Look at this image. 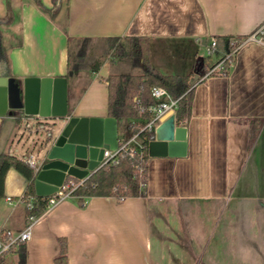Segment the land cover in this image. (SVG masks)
Returning a JSON list of instances; mask_svg holds the SVG:
<instances>
[{
    "label": "crops",
    "instance_id": "crops-1",
    "mask_svg": "<svg viewBox=\"0 0 264 264\" xmlns=\"http://www.w3.org/2000/svg\"><path fill=\"white\" fill-rule=\"evenodd\" d=\"M263 21L264 0H0V30L13 75L7 78L13 84L30 75L67 80L66 95L63 82L52 85L51 113L110 116L109 77L140 72L111 50L97 58L111 37L147 36L155 68L195 80L190 117L176 116L187 128L186 153L148 154L142 195H94L79 205L71 194L38 216L24 249L0 264H55L59 237L67 239L68 264H264V122L253 133L256 121H264V38L240 46L226 74L197 80L195 73L199 59L209 56L215 63L229 39ZM211 38L218 46L207 55ZM80 42L89 59L101 64L70 74L69 46L74 51ZM24 120L30 131V121H37L40 146L62 122L26 115L23 107L0 115V152L23 160L33 154L38 164L41 156L25 155L23 134L18 138ZM117 121L119 138L127 127L126 119ZM28 183L11 167L4 197L27 193ZM4 197L0 228L25 229L28 209Z\"/></svg>",
    "mask_w": 264,
    "mask_h": 264
},
{
    "label": "trees",
    "instance_id": "trees-1",
    "mask_svg": "<svg viewBox=\"0 0 264 264\" xmlns=\"http://www.w3.org/2000/svg\"><path fill=\"white\" fill-rule=\"evenodd\" d=\"M41 3V0H35ZM56 2V0H54ZM7 10H10L7 4ZM10 13V11H9ZM113 40H120L115 46V55L126 57L132 64L139 68V74L117 73L112 74L108 81V113L117 119H126V127L132 125L128 119L132 117H142L146 119L149 113L140 112V107H147L153 102L151 87L155 84L165 87L174 97H179V105L176 110L178 120H185L190 117L193 99V83L195 80L189 75L165 74L155 68L149 57V38L147 36L128 35L125 37H111ZM74 37L68 38V43ZM89 53L85 49V43L80 42L79 48L75 51L70 50L68 54L69 70H75L90 66L98 68L101 64L99 60L89 59ZM210 63L209 56L197 61L195 73L199 80L207 71ZM11 63L7 50L4 46L3 35L0 30V77H12ZM16 81H18L16 79ZM262 119L256 121L253 133L263 124ZM154 133H147L146 145L154 139ZM134 159L130 156H120L118 163L106 162L97 167L83 183L78 185L73 194L77 196L79 205H83L85 199L94 195H113L121 199L128 196H139L141 191L140 176L135 168ZM146 166V165H145ZM18 170L29 183L26 192L35 196V206L28 210V215L40 216L46 210L48 196H39L34 189V168L26 160L20 159L15 155L0 152V200L5 196V177L11 168ZM147 179V168L145 169ZM60 250L54 258L55 264H68V242L65 237H59ZM24 245L20 246V250Z\"/></svg>",
    "mask_w": 264,
    "mask_h": 264
},
{
    "label": "water",
    "instance_id": "water-1",
    "mask_svg": "<svg viewBox=\"0 0 264 264\" xmlns=\"http://www.w3.org/2000/svg\"><path fill=\"white\" fill-rule=\"evenodd\" d=\"M57 81L64 83L66 95L65 77L30 75L15 84L7 77H0V115L5 114L8 107H23L26 115L52 116L56 124L62 122L59 131L43 141L40 161L34 168L35 192L39 196L53 194L66 176L88 177L103 160L104 150L118 146V119L114 116H67L66 110L51 113V90ZM186 147L187 128L177 124L176 115L172 113L157 125L154 139L148 143V154L184 155Z\"/></svg>",
    "mask_w": 264,
    "mask_h": 264
},
{
    "label": "built area",
    "instance_id": "built-area-1",
    "mask_svg": "<svg viewBox=\"0 0 264 264\" xmlns=\"http://www.w3.org/2000/svg\"><path fill=\"white\" fill-rule=\"evenodd\" d=\"M262 38H264V21L253 32L229 39L227 49L215 63L208 66L203 77L226 74L228 69L233 65V57L240 46L250 40H261ZM217 46V39L211 38L206 45L207 55H212ZM151 96L153 102L147 107H140V112L146 111L149 113V117L140 123H132V125L127 127V132L118 139L117 148H106L104 150L103 160L100 161L98 165L99 167L106 162H111L113 164L118 163L120 156H130L135 160V168L138 174L142 176L140 182L141 189L145 188L147 183L145 178V165L148 158V147L145 143L147 133H154L155 135V129L164 115L176 113L179 105V97H174L165 87L158 84L151 87ZM26 161L31 167L36 168L37 164L35 163L33 154H31ZM84 179L85 178L78 179L71 176L70 179L65 180L53 194L48 196L46 210L73 194L74 189L83 183ZM4 198L8 204L13 206L23 204L28 210H31L35 206V196L32 194L23 193L18 196L8 195ZM37 217V215L29 214L28 224L25 229L21 231H14L9 227L0 228V259L14 252L31 239V224Z\"/></svg>",
    "mask_w": 264,
    "mask_h": 264
},
{
    "label": "rangeland",
    "instance_id": "rangeland-1",
    "mask_svg": "<svg viewBox=\"0 0 264 264\" xmlns=\"http://www.w3.org/2000/svg\"><path fill=\"white\" fill-rule=\"evenodd\" d=\"M120 40H113L110 39V42L107 43L106 48H104L105 50L96 52L98 53V57H106L109 53L110 50L112 51V56H116L115 55V46L117 43H120ZM79 48V45L74 48V51L77 50ZM92 60L93 58L90 57ZM27 122L28 120H24L21 124V126L19 127V137H21V135L23 134L24 138L21 140V142L24 144V154L28 156L29 153H34L35 155V159L38 160L39 156H40V150H41V146L39 145L40 143V135L36 133V126H37V121L36 120H31L30 121V127H32V131H30V128L27 127Z\"/></svg>",
    "mask_w": 264,
    "mask_h": 264
}]
</instances>
